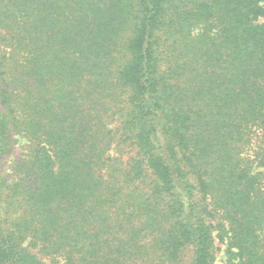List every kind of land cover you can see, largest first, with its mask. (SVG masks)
<instances>
[{
  "label": "trees",
  "instance_id": "trees-1",
  "mask_svg": "<svg viewBox=\"0 0 264 264\" xmlns=\"http://www.w3.org/2000/svg\"><path fill=\"white\" fill-rule=\"evenodd\" d=\"M222 251L264 264V0H0V264Z\"/></svg>",
  "mask_w": 264,
  "mask_h": 264
},
{
  "label": "rangeland",
  "instance_id": "rangeland-1",
  "mask_svg": "<svg viewBox=\"0 0 264 264\" xmlns=\"http://www.w3.org/2000/svg\"><path fill=\"white\" fill-rule=\"evenodd\" d=\"M18 143L16 144V146H15V152H14V155L11 157V158H9L8 160H7V166H6V168L8 167V165L11 163V160H12V158H15L16 156H18L21 152H22V150H23V148L25 147V145L27 144V141L25 140V139H22V138H18ZM220 248H222V250H224L225 249V247L224 246H222V245H218ZM224 260H225V256H224V252L222 251V252H219L218 253V262H217V264H223V262H224Z\"/></svg>",
  "mask_w": 264,
  "mask_h": 264
}]
</instances>
